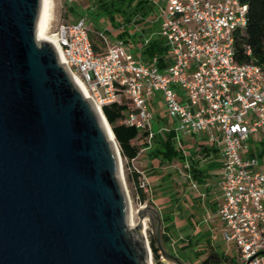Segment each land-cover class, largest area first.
<instances>
[{"label":"water","instance_id":"water-1","mask_svg":"<svg viewBox=\"0 0 264 264\" xmlns=\"http://www.w3.org/2000/svg\"><path fill=\"white\" fill-rule=\"evenodd\" d=\"M41 6L0 0V264H147L146 217L159 251L184 264L162 244L157 209L140 207L131 223L119 147L37 39Z\"/></svg>","mask_w":264,"mask_h":264},{"label":"built area","instance_id":"built-area-1","mask_svg":"<svg viewBox=\"0 0 264 264\" xmlns=\"http://www.w3.org/2000/svg\"><path fill=\"white\" fill-rule=\"evenodd\" d=\"M147 1L157 11L152 21L168 47L163 69L156 57L148 62L134 57L122 38L108 43L106 25L95 32L107 45L95 49L85 17L60 23L50 35L86 96L101 109L123 95L132 110L119 122L148 132L147 141L154 132L150 101L160 93L175 132L206 130L221 144L217 216L223 238L235 244L240 264H264V166L248 146L252 134L264 132V72L234 58V33L246 25L247 5L240 0ZM132 169L141 174L139 187L145 190L142 172ZM150 256L152 261L151 249ZM153 261L177 264L160 251Z\"/></svg>","mask_w":264,"mask_h":264},{"label":"rangeland","instance_id":"rangeland-1","mask_svg":"<svg viewBox=\"0 0 264 264\" xmlns=\"http://www.w3.org/2000/svg\"><path fill=\"white\" fill-rule=\"evenodd\" d=\"M69 6H75V8H77L79 12L82 13V16L80 17L70 14L67 11V7ZM114 7L115 8H111V13H109L106 11V9L99 11L97 0H52L51 18L48 24V34L55 31L56 27L62 22L75 21L79 17L80 18L85 17L91 29L90 36L92 38V42L96 44L97 50L102 51L103 49H105L107 44L103 39H100L98 37L97 33L95 32L96 27L106 25L108 31L105 33V35L107 36V41L109 43L115 37L113 32L115 26H117L118 29H122V28L126 29L129 33L137 32V34L146 35L148 33L146 31V28L147 25H149L147 22H151V20L154 19V17L157 15V11L153 7L152 12L148 13L147 16L144 17V21L146 23H144V21L133 22L131 19L129 20L127 18L131 6L127 7L126 5H124L121 10L117 5L116 6L114 5ZM156 96L160 97L161 94L157 93ZM152 112L153 114L158 115L159 118L164 119V121L169 119L162 105L158 110H155V108L153 107ZM106 122L113 136L111 126L107 120ZM133 142L135 144H138L142 142V139L133 140ZM248 146L252 151V153L259 158L260 166L263 167L264 166V132H257L252 134L251 138L249 139ZM175 147L180 148L177 142L175 143ZM141 148L139 151L140 152L139 160L137 161V163L135 162L133 165L130 163L127 164L126 160L121 156L124 180L130 198L135 223H137L139 219L136 211L140 207L147 205L149 207H153L157 210L160 209V211H162L161 201L163 196L166 194L173 193V195L170 196V198L175 200V204H177V208H178V202H181L182 199L183 200L186 199L184 194L188 195V193H190L191 191L188 182L189 178L186 176L188 171V167L186 165L190 160V154L188 152L190 150V147L186 143L183 144V153L185 152L184 153L185 156L187 155V159H185V161L181 162L178 160H173L171 162H166L165 164L159 166L158 168L151 167V165H149L147 149H141ZM184 163L186 165H183ZM129 165L130 167L128 168ZM133 167L140 170L142 172V175L144 176V179L147 180L148 182L147 190L146 189L144 190L147 197L146 201L144 202L139 201L136 195V190L134 188V185L128 179L129 171ZM160 181L161 183L158 185L157 183ZM173 200L171 201L173 202ZM184 208L188 209V207L184 206L181 209L179 208L178 210L179 213L176 212L179 220L176 221V223L174 224L176 226L175 230L170 232V235L174 241L173 248H169L171 252L178 253L179 251H184L179 254L181 255L179 258L184 262V264H199L201 259L206 257L209 251L212 250L210 247L212 246V248L215 251H217L219 254L223 253L226 250L227 254L233 258L234 260L233 264H240L234 243L231 241L228 242L223 238V234L220 228L218 231L213 230V232L211 233H206L205 230L207 228V225L206 223H204L205 222L204 220L203 223L206 226L205 225L199 226L198 232L196 233L184 232L182 230V227L187 226V224L185 225L180 222L181 218H184L188 213V211H185ZM145 219H146V226L145 228L142 226L141 229L142 231H145L146 233L145 236L149 243L150 237H153L154 234V226L150 218L146 217ZM195 220L196 219L193 217L194 222ZM161 232H162V228H161ZM181 244L186 246L183 248L179 247V245ZM166 250L169 252L168 249ZM151 262H153L154 264L153 258Z\"/></svg>","mask_w":264,"mask_h":264},{"label":"trees","instance_id":"trees-1","mask_svg":"<svg viewBox=\"0 0 264 264\" xmlns=\"http://www.w3.org/2000/svg\"><path fill=\"white\" fill-rule=\"evenodd\" d=\"M247 5L246 25L244 29L237 30L234 33V58L238 63L252 62L259 65L264 72V0H240ZM100 10H105L111 13V8L118 6L121 10L124 5L131 6L127 18L133 22L144 21V17L152 12L153 6L147 0H97ZM67 11L75 16H82L75 6L67 7ZM150 19V18H149ZM144 23H146L144 21ZM146 35H149L147 43H143V35L136 33H129L126 29H118L115 26L114 36L122 38L125 41L134 43L136 49L134 50V57H138L143 61H150L153 57L157 58V64L160 69L165 68L169 63L168 47L164 39L156 34L150 35L156 30L155 24L147 22ZM113 30V31H114ZM112 31V30H111ZM91 38V36H90ZM92 42V38H91ZM95 49L96 44L92 42ZM101 110L111 126L115 140L119 146L121 156L126 160V163L137 156L141 147L148 149L149 156L155 161L154 167L158 168L166 162L173 160L185 161L186 156L182 149L175 147V133L173 130L167 132H153L149 141L148 132H141L134 126H129L120 123L119 120L125 115L126 112L131 111L132 108L127 104L125 97L120 96L119 101L105 104ZM141 143L135 144L133 140H140ZM205 150V149H204ZM216 151V148H213ZM190 172L193 177H198V168L192 156H190ZM128 179L133 183L136 190V195L139 201H146L147 197L144 189L139 187L141 174L134 169L129 171ZM159 211L162 223L161 240L163 246L167 247L169 240V225L172 218V210ZM150 247L153 259L156 260L159 254V249L153 237H150ZM186 245L181 246L182 248ZM179 255V254H178ZM228 260L225 254L210 250L208 255L201 259L199 264H221L223 261Z\"/></svg>","mask_w":264,"mask_h":264},{"label":"crops","instance_id":"crops-1","mask_svg":"<svg viewBox=\"0 0 264 264\" xmlns=\"http://www.w3.org/2000/svg\"><path fill=\"white\" fill-rule=\"evenodd\" d=\"M78 19H76L75 21H77ZM66 22H69V21H66ZM70 22H73V21H70ZM150 23L155 24L156 26V30L153 31V33L150 35H153L155 33L158 35L157 23L152 20ZM113 32L115 33V31ZM148 36L149 35H143V39L149 38ZM116 38L117 37H114L112 41H114ZM126 42L129 44L131 53L134 56L135 55L134 50L136 49V45L128 41ZM161 105L166 113V109H165V106H164V103L161 97H158L155 95L150 101L151 109L154 107L155 110H158L160 109ZM173 125H174V121L172 119H168L164 121V119L159 118L158 115L153 114V119L151 122V128L153 131L167 132L169 130H173L172 129ZM214 131L218 132V130H214ZM174 133H175V143L177 142L179 144L182 151H183L184 143H186L190 147V150L188 152L190 156L193 157L194 161H196L195 164H196V167L198 168L199 173H198L197 178L193 177L192 173L190 172V168H189L190 161H188L187 165L185 163L183 164L188 167L186 176L189 178L188 182H189V187L191 191L190 193H188V195L184 194L186 197L185 199L186 201L182 199L181 202H178V208H177V204H175V200L170 198V196H172L173 193L166 194L162 198V201H161L162 209L161 210L163 212L172 210V218H171L170 225H169L170 226L169 227L170 237H169V240L167 241L168 248H173L174 246L173 245L174 241L170 235V232L175 230L176 226L174 224L176 223V221L179 220L176 212L179 213L178 211L179 208L181 209L184 206L188 207V209L184 208L185 211H188V213L186 212L187 215L184 218H181L180 220L181 223L185 225L187 224V226L182 227V230L184 232L196 233L198 232L199 226L205 225L204 223H206L207 225V228L205 230L206 233H211L213 232V230L218 231L219 228L221 229V231L223 230V225L217 216V209H218L219 204L222 201V195H221V192L218 186V183L222 176V157H221V151H220L221 144L217 141L215 142L211 141L208 138L206 130L196 135H183L175 131ZM213 148H216V151H213ZM141 149H147V148L142 147ZM147 153H148V149H147ZM139 155H140V152L137 154L135 158L131 159L129 163L132 165L135 162L137 163V161L139 160ZM148 159H149V165H151V167H154L155 161L149 156V154H148ZM186 159H187V155H186ZM145 181L148 185L147 180ZM160 183L161 181L158 182L157 184L159 185ZM147 185L145 188L146 190H147ZM171 200H173V202ZM193 217L196 219L195 222L193 221ZM181 246L183 245L182 244L179 245V247ZM210 247L212 251H215L212 248V246ZM181 252H184V251H179L178 253H173V252L172 253L173 255L180 257L181 255H178V254H180ZM221 254H225L228 256V260L223 261L221 264H233L234 260L232 257H230L227 254L226 250Z\"/></svg>","mask_w":264,"mask_h":264},{"label":"bare ground","instance_id":"bare-ground-1","mask_svg":"<svg viewBox=\"0 0 264 264\" xmlns=\"http://www.w3.org/2000/svg\"><path fill=\"white\" fill-rule=\"evenodd\" d=\"M51 5H52V0H42V6H41L39 22H38V26H37V30H36V36H37V39L40 40V41H47V42L51 43V45L55 48L60 61L63 62V56H62V53H61V49L57 45V42H56L54 36H51L50 34H48V24H49V21H50V18H51ZM72 77L74 78V81L76 82L78 87L82 90V92L86 96V91H85L83 85L79 82V80L75 76H72ZM95 106L98 109H100L98 107V105L95 104ZM104 120H105V118H104ZM104 122H105V126H106V129L108 131V134H109L110 138H112L115 141L114 135L112 136V133H111V131L109 129V126H108L106 120ZM115 143H116V146L118 147L117 142H115ZM131 223L135 224L133 210H132ZM142 226L144 228L146 226V219L145 218L143 219ZM140 232H141V234H142V236L144 238L145 244H146V246L148 248V251L150 253L148 240H147V238L145 236L146 233H145V231H142V229H140ZM147 264H153V262H151V256H148Z\"/></svg>","mask_w":264,"mask_h":264}]
</instances>
